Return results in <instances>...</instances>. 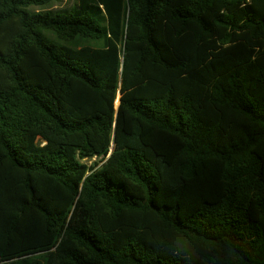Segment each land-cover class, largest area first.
<instances>
[{
  "label": "trees",
  "instance_id": "obj_1",
  "mask_svg": "<svg viewBox=\"0 0 264 264\" xmlns=\"http://www.w3.org/2000/svg\"><path fill=\"white\" fill-rule=\"evenodd\" d=\"M55 1L0 0V264H264V0Z\"/></svg>",
  "mask_w": 264,
  "mask_h": 264
},
{
  "label": "rangeland",
  "instance_id": "obj_2",
  "mask_svg": "<svg viewBox=\"0 0 264 264\" xmlns=\"http://www.w3.org/2000/svg\"><path fill=\"white\" fill-rule=\"evenodd\" d=\"M68 2H69V0H56L55 2L52 3L51 6H52V9H55L57 7H63V6H65ZM45 34H47L49 37H50V34L47 33V32H42L43 40L45 42H47V35H45ZM77 43H78L77 46H82V45L85 44L83 41L81 42L79 40H77Z\"/></svg>",
  "mask_w": 264,
  "mask_h": 264
}]
</instances>
